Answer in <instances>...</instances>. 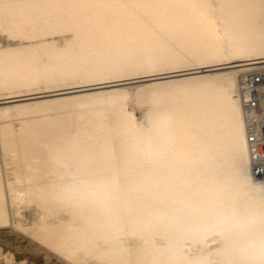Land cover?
Masks as SVG:
<instances>
[{
	"label": "bare ground",
	"instance_id": "obj_1",
	"mask_svg": "<svg viewBox=\"0 0 264 264\" xmlns=\"http://www.w3.org/2000/svg\"><path fill=\"white\" fill-rule=\"evenodd\" d=\"M194 3L195 8L182 0H0V229L26 236L65 264H121L124 258L151 264L153 241L141 229L190 206L231 217L238 242L264 234L259 191L222 203L181 194L163 205L164 198L136 183L141 173L155 182L159 170L130 159L121 136L122 113L139 146L136 130L164 112L177 137L170 167L203 187L196 161L217 127L228 125L224 130L237 134V182L264 186V176L252 173L239 100L244 75L264 67V0ZM228 38L241 55L230 53ZM145 48L154 70L113 69L115 54ZM221 48V55H210ZM178 88L202 94L153 105L154 98ZM194 109L202 118L189 120L186 113ZM172 242L195 254L187 251L190 240ZM207 243L215 247L211 238ZM0 259L27 264L1 247Z\"/></svg>",
	"mask_w": 264,
	"mask_h": 264
},
{
	"label": "snow or ice",
	"instance_id": "obj_2",
	"mask_svg": "<svg viewBox=\"0 0 264 264\" xmlns=\"http://www.w3.org/2000/svg\"><path fill=\"white\" fill-rule=\"evenodd\" d=\"M189 7H197L194 0H182ZM227 49L232 55H241L242 50L237 47L231 38L226 43ZM223 48L212 52L210 55L215 57L221 55ZM114 70L122 68H131L136 71H152L155 68L154 62L150 58V52L147 48L142 51L134 50L130 54H115L114 59L110 60ZM202 94L201 89H172L162 97L154 98V106L163 105L170 100L176 103L195 100ZM147 109H145L146 111ZM193 112L186 113L189 120L202 118V114L194 115ZM123 120L121 123V136L128 152L129 158L138 162L140 166L153 165L159 170V177L155 182L149 179L150 173H141L136 178V183L147 190L154 198H164L163 205H168L181 194L187 195L191 200L196 202H224L229 197L244 199L249 191H259L261 194L262 206H264V186L259 189L250 188L243 182H237V172L235 165V145L237 143V134L234 131H225L228 125L220 124L214 135L210 137L208 150L196 161V175L200 178V185L195 187L190 180L183 178L182 175H176L170 167L171 162L175 159L173 146L177 142L175 124L167 120L160 129V134L171 136V142L161 141L155 136L150 127L137 129L136 132L142 137L139 146L132 143L133 125L126 113H122ZM75 155L74 149L68 150ZM154 154L159 159L153 160ZM231 160V163L227 161ZM165 178L166 182H165ZM211 187H208V186ZM264 221V218H262ZM141 231L145 237L153 241L151 247L155 253L151 264H167V256H161L160 250L173 240L183 236L171 232L164 228L159 219H154L145 225ZM127 252L126 248L121 249ZM121 264H129L127 258L122 259Z\"/></svg>",
	"mask_w": 264,
	"mask_h": 264
},
{
	"label": "clouds",
	"instance_id": "obj_3",
	"mask_svg": "<svg viewBox=\"0 0 264 264\" xmlns=\"http://www.w3.org/2000/svg\"><path fill=\"white\" fill-rule=\"evenodd\" d=\"M166 121L167 117L161 111L148 123L153 133H160ZM160 223L190 240L192 246L187 251L195 253L189 256L170 242L160 250L161 256H167V264H264V234L238 242V227L232 225L231 217L219 211L203 212L190 206L187 211L161 216ZM259 223V219L253 221V224ZM209 238L215 247H209Z\"/></svg>",
	"mask_w": 264,
	"mask_h": 264
},
{
	"label": "built area",
	"instance_id": "obj_4",
	"mask_svg": "<svg viewBox=\"0 0 264 264\" xmlns=\"http://www.w3.org/2000/svg\"><path fill=\"white\" fill-rule=\"evenodd\" d=\"M239 100L253 176H264V67L247 72L240 82Z\"/></svg>",
	"mask_w": 264,
	"mask_h": 264
},
{
	"label": "rangeland",
	"instance_id": "obj_5",
	"mask_svg": "<svg viewBox=\"0 0 264 264\" xmlns=\"http://www.w3.org/2000/svg\"><path fill=\"white\" fill-rule=\"evenodd\" d=\"M0 247L5 253L11 252L19 263L24 261L27 264H65L35 241L10 228L0 229ZM0 261V264H3L1 259Z\"/></svg>",
	"mask_w": 264,
	"mask_h": 264
}]
</instances>
